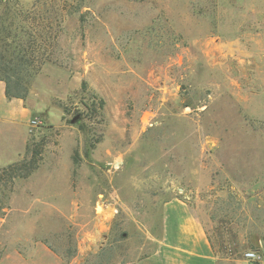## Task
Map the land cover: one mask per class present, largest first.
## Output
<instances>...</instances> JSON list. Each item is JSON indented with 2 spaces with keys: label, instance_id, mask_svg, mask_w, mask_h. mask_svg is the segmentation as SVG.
Listing matches in <instances>:
<instances>
[{
  "label": "rangeland",
  "instance_id": "1",
  "mask_svg": "<svg viewBox=\"0 0 264 264\" xmlns=\"http://www.w3.org/2000/svg\"><path fill=\"white\" fill-rule=\"evenodd\" d=\"M61 27L25 98L38 167L0 184V262L42 243L55 264H135L177 200L216 264H246L264 245V0H83Z\"/></svg>",
  "mask_w": 264,
  "mask_h": 264
},
{
  "label": "trees",
  "instance_id": "2",
  "mask_svg": "<svg viewBox=\"0 0 264 264\" xmlns=\"http://www.w3.org/2000/svg\"><path fill=\"white\" fill-rule=\"evenodd\" d=\"M82 1L75 0L71 4L63 0L54 3L35 0L26 4L11 0L14 3L11 5L8 0H0V81L5 83L8 98L25 100L34 73L50 59L65 16L77 12ZM29 152L30 144L26 154ZM79 161V158H74L76 165ZM37 167L38 161L34 156L2 167L0 184L3 187L13 186L16 179L28 177ZM229 196L232 197V194ZM4 208L5 204L0 201V218ZM263 209L264 206H257L254 211ZM207 237L215 255H220L222 246L217 248L213 237L210 234Z\"/></svg>",
  "mask_w": 264,
  "mask_h": 264
},
{
  "label": "crops",
  "instance_id": "3",
  "mask_svg": "<svg viewBox=\"0 0 264 264\" xmlns=\"http://www.w3.org/2000/svg\"><path fill=\"white\" fill-rule=\"evenodd\" d=\"M33 2L35 0H27ZM35 111L25 100L8 98L0 81V167L20 161L26 152L29 122ZM163 233L155 253L135 264H216V255L201 220L177 200L163 207ZM31 260V259H29ZM19 254L3 258L0 264H31ZM247 262V261H246ZM33 264H55L53 253L39 243L33 250ZM246 264H249L248 262Z\"/></svg>",
  "mask_w": 264,
  "mask_h": 264
},
{
  "label": "built area",
  "instance_id": "4",
  "mask_svg": "<svg viewBox=\"0 0 264 264\" xmlns=\"http://www.w3.org/2000/svg\"><path fill=\"white\" fill-rule=\"evenodd\" d=\"M37 119L32 120L33 128L37 125ZM244 258L249 264H264V245L258 249H249L244 252Z\"/></svg>",
  "mask_w": 264,
  "mask_h": 264
}]
</instances>
